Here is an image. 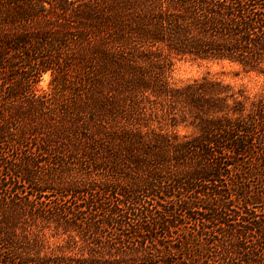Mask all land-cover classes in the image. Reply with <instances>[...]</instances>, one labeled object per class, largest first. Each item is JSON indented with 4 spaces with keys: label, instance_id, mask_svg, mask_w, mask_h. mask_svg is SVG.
<instances>
[{
    "label": "trees",
    "instance_id": "16d2710c",
    "mask_svg": "<svg viewBox=\"0 0 264 264\" xmlns=\"http://www.w3.org/2000/svg\"><path fill=\"white\" fill-rule=\"evenodd\" d=\"M180 59L264 78V0H0V264H264V88Z\"/></svg>",
    "mask_w": 264,
    "mask_h": 264
},
{
    "label": "rangeland",
    "instance_id": "374dc122",
    "mask_svg": "<svg viewBox=\"0 0 264 264\" xmlns=\"http://www.w3.org/2000/svg\"><path fill=\"white\" fill-rule=\"evenodd\" d=\"M201 78L227 83L234 89L243 90L249 98H252L264 88V78L253 73H245L238 65L226 61L176 60L170 73L169 82L175 86H182ZM48 84L49 75L44 74L37 85V89L47 90ZM178 133L183 135L186 131L179 128Z\"/></svg>",
    "mask_w": 264,
    "mask_h": 264
}]
</instances>
